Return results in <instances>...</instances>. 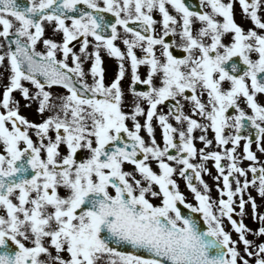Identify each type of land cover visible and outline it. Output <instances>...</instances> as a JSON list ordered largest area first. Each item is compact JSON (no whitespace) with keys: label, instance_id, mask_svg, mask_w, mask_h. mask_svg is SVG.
<instances>
[{"label":"snow or ice","instance_id":"snow-or-ice-1","mask_svg":"<svg viewBox=\"0 0 264 264\" xmlns=\"http://www.w3.org/2000/svg\"><path fill=\"white\" fill-rule=\"evenodd\" d=\"M234 3L255 27L245 29L235 21ZM200 4L209 11H193L185 0H24L23 5L0 0V65L7 71L0 92V264H264V241L247 238L248 233L264 236V212L251 194L244 198L251 185L264 205V166L256 165L249 136H241L250 123L256 147L264 153V100L258 99V94L264 97V19L258 15L264 13V0ZM104 12L112 13L115 22L106 21ZM129 21H138L143 31ZM195 21L200 26L194 31ZM43 22L54 23L60 41L44 37ZM157 24L162 34H154ZM170 34L178 40L166 41ZM89 36L95 42L91 50ZM77 37L83 38L78 53L69 46ZM118 39L125 50L115 43ZM38 41L44 51L36 50ZM172 46L183 54L174 55ZM101 48L118 62L107 84ZM85 60L90 61L87 72ZM125 62L131 72L127 88L121 83ZM140 65L146 66L144 78ZM137 82L144 90H137ZM52 85L66 94L54 95L47 90ZM14 90L24 107L36 102L46 118L37 123L22 115ZM126 91L132 93L130 111L123 110ZM169 98L175 101L169 112H159L157 106ZM154 121L162 129L163 147L156 142ZM209 127L223 151L195 146L194 139L205 147L212 144ZM226 128L235 134L223 135ZM241 139L242 158L254 162L247 170L237 164ZM197 156L199 163H193ZM208 160L214 162V179L222 178V187L216 185L218 200L211 199L201 178V172L212 175ZM174 174L187 181L196 204L187 202ZM193 175L202 189L191 182ZM237 203L240 217L250 204L259 227L248 228L234 218ZM178 205L199 213L206 227Z\"/></svg>","mask_w":264,"mask_h":264},{"label":"flooded vegetation","instance_id":"flooded-vegetation-1","mask_svg":"<svg viewBox=\"0 0 264 264\" xmlns=\"http://www.w3.org/2000/svg\"><path fill=\"white\" fill-rule=\"evenodd\" d=\"M99 3L102 4V0H98ZM185 2L190 6L191 10L194 9V3L193 0H185ZM169 7V11L171 14L173 15H177V13L171 9V6ZM204 11H207L208 8H203ZM195 11V10H193ZM101 15H103L105 17L106 21H110V22H115V18L113 16L112 13H101ZM123 15V14H122ZM153 17L154 19L159 20L160 16L157 10H153ZM131 24H129L130 27H133L137 30L143 31L142 28H140V23L137 22H133L130 21ZM44 23V37H54L57 41L61 40L62 34L60 33H54L53 32V28H54V23H48V22H43ZM66 23H70V21H66ZM196 24H199L198 21H195L193 24V29L195 31ZM118 28V36H122L124 34V30L121 26H117ZM156 28V32L154 34H162L161 33V26L159 24H157L155 26ZM107 33H110V29H106L105 30ZM130 35V34H129ZM82 37H77V40L75 41H70L69 46L72 47L74 52L78 53V49H79V42L82 41ZM89 41L92 42L89 45V50L92 49L94 42V38L89 36L88 37ZM172 39H177L178 40V36L177 37H172L171 34L168 37H165V40H172ZM225 40V42L229 41V37L225 36L223 38ZM118 47L121 48V50H125V46L123 45V42L121 39H118L116 42ZM156 47V54L159 56L160 55V46L157 45ZM1 49V48H0ZM36 50L37 51H44V46L42 44L41 41L37 42L36 45ZM170 50L173 52L174 55H181L182 53V49L176 47V46H172L170 48ZM134 51L140 55V49L139 48H135ZM71 55V54H69ZM100 56H101V60H102V66L105 69V73H104V80L105 83H109L111 81V79L114 78L115 73L118 71V62L114 57H111L108 55L107 51L103 48L100 49ZM63 56L61 55V53H57V59H62ZM69 63L70 62V58H69ZM126 63V67H125V76L124 78H122V86L127 88V86H129L131 84V72H130V65ZM90 67V61L85 60L84 61V70L85 72H87V69ZM138 73L141 76V78H144L146 76V66L145 65H140L138 67ZM92 80L91 75L88 74L87 75V81L90 83ZM26 84V86H28L30 89L32 88V86L30 84H28V82H24ZM156 83H159L158 80H156ZM135 87L137 88V90H144L145 86L140 84L139 82H137V84L135 85ZM47 90L53 92V94L55 95L56 93H60V94H66V90L62 88V86H58V85H52L50 88H48ZM186 94H190V90H186ZM12 95L14 97H16L17 99L21 100V107L19 109L20 113L22 115H24L27 119H29L30 121L33 122H40L43 118H46V116L48 115V113H40L38 112L37 109V104L36 102H33V104L30 107H24V101L22 100V98L20 97V93L17 90H14V92L12 93ZM125 96H126V103L123 106V110L124 111H130L132 104H131V100H132V93L130 91H126L125 92ZM179 99V97H178ZM258 99L264 100V97L259 96L258 94ZM175 103L174 100H172L171 98H169V100L164 101L163 104L158 105V111L159 112H163V113H168L169 109L172 107V105ZM181 103L184 105V111L188 114H191L190 112V105L187 104L185 101L181 100ZM141 106L144 107L145 109L147 108V104L145 102H141ZM242 107H244V104H241ZM246 111H249L247 108H245ZM232 110L229 109V113L231 114ZM194 118L200 120L201 118L199 116H194ZM138 119L140 120L141 123H143V116L138 117ZM169 122L173 124V126H177V122L175 121V119L173 117L169 118ZM126 123H128L129 127H131V120L126 121ZM153 127H154V132H155V137H156V142L158 145H160L161 147L164 146L163 144V139H162V129L160 128L158 122L154 121L153 122ZM62 131V130H61ZM229 132H231L233 135L235 134V130L231 129V128H226L224 130V132L222 133L223 135H228ZM31 133V134H30ZM29 134L30 136L33 138V140H36L35 134L34 132L30 129L29 130ZM52 135H54V133H50ZM140 134L142 136L145 137L146 141L148 140L147 134L145 130H141ZM207 137L208 139L212 140V144L208 145L207 147H205L201 141H199L198 139H194V144L195 146L199 149V148H205V151H214V150H220L223 151L222 148H220L216 143H215V134L212 131V129L209 127L208 131H207ZM194 137H198L199 135H201V131L199 129L194 130L193 133ZM249 136V138L251 139L252 143L250 144V149L254 152V154L257 156L258 160L255 162L257 166H264V153H262L257 147H256V142H255V135H256V131L255 129L251 126L250 123L247 124V126L242 129L241 131V136ZM175 138V137H174ZM243 143L244 140L241 139L240 143L237 145L236 147V154H237V164L240 167H244L247 170V167L249 164H253V161H249L246 158H242L243 157V152H242V148H243ZM262 146H264V134H262V140H261ZM23 146V145H21ZM224 147H231L230 144L225 145ZM62 150H63V146H62ZM170 152H174V150L170 149ZM83 152H80L79 155H83ZM139 155V153H138ZM193 163H199V158L198 156L196 158H193L192 160ZM228 163V161L226 160V158H222L221 164L222 165H226ZM206 167H208L209 172L212 173V175H209V173H205V172H201V178L209 185V196L211 197L212 200H218L219 199V193H218V189L216 187L217 183H219L222 187V178L217 181L216 179H214V176L217 175L215 166H214V162L212 160H208L205 162ZM125 169H129L132 168L131 164H125L124 165ZM152 167L154 168V170L156 169V165L152 164ZM190 171V170H188ZM174 179H176V181L178 180H184L182 177H180L179 175H175L174 174ZM248 179L252 178V173L250 171H248V175H247ZM195 181V186L198 189H202V185H200L199 181H197L193 175L192 178ZM241 180H243V177H240ZM235 186V182L233 180V187ZM61 194H63V190L61 189ZM251 194L257 202L258 205V210L259 212H264V205H262L261 203V197L259 196V194L255 191V189L249 185L248 189L245 191L244 193V198L247 199V195ZM234 207L236 208V213H233L234 218L240 220L242 219L243 222L247 225L248 228L251 229H255L257 227H259V221L258 220H254L251 216V208H250V204L245 205V215L243 217H240L238 215L239 213V208H238V203L234 204ZM225 225L226 228L228 226V221L227 219H225ZM233 238H236V234L233 232L232 233ZM247 238L250 240H254L255 243H260L261 241H264V236H253L251 233L247 234ZM238 247H242L241 245H238Z\"/></svg>","mask_w":264,"mask_h":264},{"label":"rangeland","instance_id":"rangeland-1","mask_svg":"<svg viewBox=\"0 0 264 264\" xmlns=\"http://www.w3.org/2000/svg\"><path fill=\"white\" fill-rule=\"evenodd\" d=\"M258 15H260L259 12H258ZM234 19L238 24H240L245 29H247L248 27H255L254 25L250 23V19L244 18V14L240 10L238 3H234ZM197 26L199 27L200 25L198 24ZM257 31H260V30L257 29ZM0 73H3V75H0V77L7 75L6 69H1ZM0 111H3V109L0 108ZM177 184L179 186V190L184 193L186 200H188L190 198L191 192L185 189L180 181H177ZM153 202L158 203V201H155V200Z\"/></svg>","mask_w":264,"mask_h":264},{"label":"water","instance_id":"water-1","mask_svg":"<svg viewBox=\"0 0 264 264\" xmlns=\"http://www.w3.org/2000/svg\"><path fill=\"white\" fill-rule=\"evenodd\" d=\"M178 206L181 208L182 213H184V214H191L193 216L199 217L200 222H201V227L202 228L205 227V225L203 224V220L201 218V215L199 213H191V210L185 208L183 205H178Z\"/></svg>","mask_w":264,"mask_h":264}]
</instances>
